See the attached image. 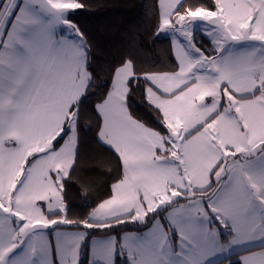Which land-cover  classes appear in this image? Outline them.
<instances>
[{
	"label": "snow or ice",
	"instance_id": "obj_1",
	"mask_svg": "<svg viewBox=\"0 0 264 264\" xmlns=\"http://www.w3.org/2000/svg\"><path fill=\"white\" fill-rule=\"evenodd\" d=\"M88 7L0 0V264H264V0H153L169 62L100 85Z\"/></svg>",
	"mask_w": 264,
	"mask_h": 264
},
{
	"label": "trees",
	"instance_id": "obj_2",
	"mask_svg": "<svg viewBox=\"0 0 264 264\" xmlns=\"http://www.w3.org/2000/svg\"><path fill=\"white\" fill-rule=\"evenodd\" d=\"M85 2L89 7L77 10L73 18L93 42L95 60L92 68L97 76V85L104 81L110 84L109 71L130 50L140 72L150 70L153 65L161 66L169 62L166 53L170 49V41L163 35L153 40L152 29L146 27L145 11L153 0H85ZM100 91H106V89L101 88ZM132 99L135 113L145 116L140 97L135 95ZM146 118L150 119L147 116ZM91 135L93 133H89L87 139H90ZM81 153L83 160L77 174L82 180L92 182L93 193L89 201H84L81 199L84 190L80 185H76L75 189L69 193L72 215L87 212L88 209L84 205L94 200L96 196H103L107 186L112 183L107 176L89 171L91 164L87 161L98 159V156L93 158L86 147H82ZM106 170L105 168L104 171ZM82 260L84 264H87L86 258L82 257Z\"/></svg>",
	"mask_w": 264,
	"mask_h": 264
}]
</instances>
